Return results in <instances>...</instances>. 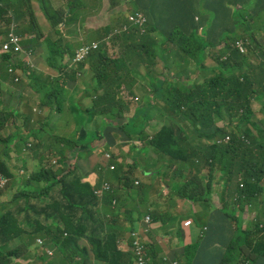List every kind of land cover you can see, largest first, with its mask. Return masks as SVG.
<instances>
[{
  "label": "trees",
  "instance_id": "trees-1",
  "mask_svg": "<svg viewBox=\"0 0 264 264\" xmlns=\"http://www.w3.org/2000/svg\"><path fill=\"white\" fill-rule=\"evenodd\" d=\"M18 1H22L29 16L26 33L39 35L30 0H6L17 9ZM91 2L95 0H71L67 7L72 4V8L87 10ZM130 2L147 16L146 34L141 35L133 27L123 35L119 39L124 48L120 58H111L103 47L89 57L86 64L91 74L86 76L80 93L89 100L84 111L79 95L69 103L74 87L66 98L62 97V91L78 75L75 70L71 76L64 63L67 56H74L73 49L63 46L61 40L50 46L48 64L65 71V76L53 78L49 87L44 86L48 91L42 107L52 109L62 119L68 104L71 110L67 121L64 117L62 122L75 123L78 134L45 135L42 129L32 130L29 137L34 141V156L45 144L57 165H46L42 156L41 166L27 180L11 182L9 200L3 194L10 181L0 192V264H13L16 259L39 260V264H137L144 254L147 264H166L163 249L150 243L153 237L148 233L153 223H159L165 234L176 230V198L202 202L210 210L211 214L200 216V221L207 218L209 224L214 220L212 232L219 238L215 246L222 251L218 264H264V120L260 125L253 118V104L261 98L264 102V51L252 61V47L258 45L259 39L256 25L247 15L257 14L259 7L264 10V0H260L258 8L255 0ZM0 4L8 7L5 0ZM122 5L123 0H111L110 12ZM44 10L55 33H60V24L74 19L66 16L67 10L53 11L45 5ZM23 11L22 8L20 14ZM123 13L112 14V18L125 24ZM109 26L106 31L111 29ZM261 30L264 31V20ZM242 35L249 38L247 54L232 47ZM220 44L225 47L218 51ZM164 45L173 46L172 51L162 49ZM159 49L168 75L151 79ZM209 56L217 67L213 75L197 83L199 79L190 77L191 67L195 74L205 72L204 61ZM142 64L148 67L145 78L153 83L152 96L137 83L142 79ZM83 69L84 64L79 70ZM137 88L143 91L145 101L136 108L135 115L127 117L130 103L124 100L123 91L134 95ZM150 119L162 121L153 136L145 133ZM218 119L229 120L217 126ZM92 123L96 128L91 131L88 125ZM85 129L89 139L86 142ZM226 134L230 136L227 143L215 141ZM98 140H105L108 149L119 143L129 145L133 164H124L111 152L100 155L93 146ZM138 141L143 147L134 145ZM144 167L158 171L153 177L155 183L136 185L135 170L140 169L148 177ZM91 173L97 176L96 185L86 179ZM216 180L224 186L221 208L210 205ZM31 184L38 189L31 188ZM164 186L167 195L162 193ZM175 190L179 196L173 198ZM168 198L170 208L160 210L156 201L166 203ZM151 207L158 210L152 213L146 233L136 240L132 231ZM247 213L255 214V218L246 227Z\"/></svg>",
  "mask_w": 264,
  "mask_h": 264
},
{
  "label": "crops",
  "instance_id": "crops-1",
  "mask_svg": "<svg viewBox=\"0 0 264 264\" xmlns=\"http://www.w3.org/2000/svg\"><path fill=\"white\" fill-rule=\"evenodd\" d=\"M62 1L63 0H49L47 4L55 8V5L62 3ZM255 1L256 8H258L260 0ZM95 2L99 3L98 11L93 9L87 11L85 16L81 18L82 22H79L78 24L80 29H84L85 27L88 29L95 28L94 26L90 27L88 25L97 22L99 18H101L103 22H108L110 19L112 20V14H118L128 8L125 4L116 8L115 11L110 12L108 0H95ZM30 3L32 6L36 5L37 7H40L41 5L40 0H30ZM5 4L8 7L4 6L3 9L0 10V48L1 44L7 40L8 35L12 31L10 28L12 25H15L19 28V31L18 29H14L13 33L20 35L24 40L22 44L23 52L21 54L10 55L0 52V131L3 129L2 133L5 134L6 137L8 135H12L14 138V136H19L21 134L20 136L23 138V141L27 143L29 141L32 142L33 140L32 137H29L33 129H42V134H48L44 127L49 125L51 129H54V131L57 130L58 119H60V117L56 114V112L51 110L49 117L53 112L54 115L52 119L46 123L42 121V117H44L48 112L47 109H50L42 107V102L46 92L48 91L44 90L43 88L44 86L49 87L48 84L51 79L59 77L58 69L50 66L48 64L47 58L50 53V46L56 43L58 40H62L63 46L70 45L71 48L74 42L72 43L73 38L70 36V33H62L61 30L60 33H55V29H51L47 18L44 16L45 13L43 14L41 9L40 13H35L37 23H40L43 26L42 29L40 28L39 35L35 33H26V31L29 29V16L27 14H23L21 16L14 15L12 12L14 8L12 3H7L5 0ZM90 6H92V2L90 3ZM19 8L21 9L22 7ZM19 8L17 10H20ZM197 8L200 9L199 3ZM39 15H42L43 18H41ZM251 15L260 20H264V10L261 7L258 8L257 14ZM262 20L256 25L255 29L259 43L255 47H252L253 51L251 52V55L253 62L256 61L255 55H258L264 51L260 46V40H264V31L261 30ZM69 23L71 22H67L62 25H68ZM99 26L101 27L103 24ZM56 34H60V36H57ZM216 41H219L218 37L216 38ZM56 47L58 46L56 45ZM224 47V44H220L217 49L219 51ZM59 49L62 48L59 47ZM66 58L67 59L65 62L68 60V57ZM10 66L14 67L16 70L15 73L9 72ZM215 67L216 64L208 59L206 62L207 72L201 74V71H198V73L195 74L194 67H191L193 73L190 74V77L195 80L199 79L197 83L202 82L213 75L212 71L215 69ZM88 103V99L81 103L82 111L85 110V108L88 106ZM70 110L71 109L67 104L63 111L70 112ZM13 113H18L20 117L24 114H29L32 115V118L29 123L23 119L17 122H12V120L7 122L6 115ZM259 114L261 117H264V112H260ZM68 119H71V117ZM228 120L229 119H218L216 124L217 126H220ZM70 125L76 127L75 123L71 121L68 122L67 126ZM95 128L96 125L94 123L88 125V129L91 131ZM50 132H53V130ZM17 141V139H14L15 144H17ZM86 141L87 140H84V142ZM104 144L105 140H98L95 142V144H93V146L105 147ZM126 147L127 145H124L123 149L125 150ZM33 160L39 164L42 162L41 157L39 158L37 153L35 156L33 155ZM86 179L93 184L96 183L97 176L95 173H91ZM176 203V212L179 215V218L177 219L176 230L165 234L162 230H160L161 228L158 226L159 223H153V229L148 233L150 237L157 238L161 242L166 240L170 241L169 246L162 250L164 257L166 258V264H177L178 260H183V262H188L189 264H218L219 260L221 259L222 251L220 247L215 246V243L219 238L216 237L212 232L215 228L214 220H212L209 224H207V218L202 222L200 221V216H204L203 213L207 209L205 204L201 202V208L197 202L193 203L192 201H187L180 198H176ZM215 206L216 208L222 207L221 204ZM192 214H199L198 222L194 220V218L191 216ZM188 220H192L194 223L191 227L184 228L183 224ZM148 226L149 225H146L143 219L142 222L135 226V229H140L144 235ZM205 227H207L208 230L204 234ZM204 235H207V240H203ZM56 256L57 253L55 258ZM13 262V264L40 263L39 260L26 261L22 259H16Z\"/></svg>",
  "mask_w": 264,
  "mask_h": 264
},
{
  "label": "rangeland",
  "instance_id": "rangeland-1",
  "mask_svg": "<svg viewBox=\"0 0 264 264\" xmlns=\"http://www.w3.org/2000/svg\"><path fill=\"white\" fill-rule=\"evenodd\" d=\"M48 1L49 0H40V2H41L40 7L41 8L37 7L36 5H33L34 11H35V13L38 14L42 10L43 14H44V11H45L44 5H45L47 9L53 10V11H58L59 9H62L63 11L67 10L66 16L70 15V16L74 17L73 21L71 23H69L68 25H61L60 24L61 26L59 25V27H58V29H60L62 33H65V32L70 33V36L73 38L72 43L74 42L72 44V48H73L74 53L76 51L75 50L76 48L81 47L85 42H87V37H88L89 41H98L101 36H107V35L108 36H118L119 35V32L117 30H115L113 27H110L111 29L109 31H106L105 27L107 26V24L109 23L110 20L108 22L107 21L103 22L101 18H99V20H97V22H95L91 25H88L90 27L94 26L95 28H89L88 29L85 27L84 29L83 28L80 29V27L78 25L79 24V18L81 20V18L85 16V13L87 11H90L91 9L98 11V6H99L98 2H93L92 6H89V8L87 10L83 9L80 11L76 8H72L71 7L72 4L68 5V7H67L68 2L71 0H63L62 3L55 5L56 6L55 8L53 6L47 4ZM108 1H109V3L111 2V0H108ZM115 1H117V0H115ZM17 4L20 5L19 7L23 8V10H24L23 12L25 14L26 8L23 6L22 1H18ZM130 6L131 7L126 9L122 15V17H124V19H125V14L133 13V10L137 9V6L135 4H132L131 2H130ZM22 8L21 9L19 8V9L22 11ZM69 8L71 9V11ZM15 9H17V8L16 7L13 8V10H15ZM202 10H205V9H202ZM12 12L14 13V15H19V16L23 15V14H20L19 10L15 11V12L12 11ZM247 15H248V18L252 21V23L254 25H257L261 22L260 19L252 16L251 13H250V16H249V14H247ZM39 16L41 18H43L42 15H39ZM44 16L46 17L45 14H44ZM245 21L247 23V18H245ZM112 23L115 26H119V24H120L118 19H115V18H114V21ZM28 24L30 26L29 21H28ZM101 24H103V26L100 27L99 25H101ZM38 25L40 26L41 29L43 28L42 24L39 23ZM10 28L12 30L10 32V34L13 33L14 29L19 30V28L16 27L15 25H12ZM56 35L60 36V34H56ZM242 36H243V39L245 38L248 41V46H250L249 38L246 35H242ZM62 44H63V42H62ZM113 45H114V47L112 46L111 48L107 49L109 55L114 56V55H116V53L118 51V56H119L120 53L122 52L121 50L123 49V47L121 45V41L117 38L114 41ZM260 46L264 50V40L263 39L260 40ZM162 49H164L170 53L173 49V46L164 45V46H162ZM217 57H219V56H217ZM208 59L212 62V58L209 56L208 58L206 57L204 63H206ZM84 64H85L84 69L79 70V68H78L77 69L78 75L74 76L73 79L68 83V85L64 89V91H62V97L66 98L67 93H69V91L74 87L73 91H72L73 95L70 97L69 103L74 102L75 96H78V95L81 96L80 93L83 90V87L85 85L86 76L88 74L89 75L91 74V70H90L88 64H86V61ZM152 67L151 68H152L153 73H151V74H153V75H152L151 79L158 77V76L163 77L165 75H168V70L164 68V61L162 60V54H161L160 49L158 50V54L155 58V65ZM140 69H141L142 79L139 78L137 83L140 84V87L143 88L147 92L148 95L150 94V96H152V92L150 91V87L152 86L153 83L151 82L150 79L145 78V74L148 71V67L146 65L142 64V67ZM73 71H75V70L69 71L71 76H72ZM156 71H158L162 74H158ZM58 75H59V77L65 76V71L58 69ZM77 85H78V87L75 88V86H77ZM122 95H123L124 99L129 101V103H130V112H129V114H127V117H131L135 113L136 108L143 101H145L143 91L140 88H137V89H134V95H131L127 91L124 90ZM139 99H140V102L138 103L137 100H139ZM261 99H258L253 104V109H254L255 114H256L253 116V118L256 121V123H258L260 125H262L263 120H264V117H261L259 114L260 112L264 111V102H261ZM83 101H86V99L82 100V103H83ZM51 110L52 109H47L48 112L46 113V115L44 117H42L43 118L42 121L44 123H46L52 119V117L54 115V113H53L54 111L52 110L53 111L52 115L49 117V115L51 114ZM62 112H63L62 113V119L64 117H65V119H67L69 113L66 111H62ZM153 114H156V113H153ZM48 117H49V119H48ZM31 118H32V115H29V114H24L21 117L19 116L18 113L6 115L7 122H9L10 120H12V122H17V121H21L22 119L25 121H26V119H28L30 121ZM62 119H58L57 130L53 131V134L59 135V136L60 135H62V136L73 135V136L77 137L78 129L73 125L67 126L65 124V122H62ZM161 125H162V121H160L158 119H150L149 123L146 125L145 133L147 135L153 136L157 132V130L161 127ZM251 128H252V130H254V132H256L253 127H251ZM44 129L47 131L48 134L51 133L50 131L52 129L49 125L47 127L45 126ZM2 130L0 131V171L9 180L12 179V180H10V185L7 187V189L4 191V194H3L5 200H9L12 197L10 194V191L13 189L11 182H14L15 180H22V181L27 180L30 177L31 173L35 172L41 166V164H39L38 162L33 160L34 151H32V148H31V143L32 144L34 143L33 140H32V142L29 141L26 143L23 141V138L20 136L21 134L19 136L18 135L14 136V138L12 135H8L6 137L5 134L2 133ZM45 135H47V134H45ZM14 139L18 140L17 144L14 143ZM87 139H88V136H87ZM120 139L121 138L119 135L118 136L119 142L121 141ZM120 145H121V143H119V145L114 147L113 149H109V151H103V152L99 151V150H97V151H99L100 155H103V154L105 155L106 153L111 152L115 155V158H122L123 163L126 164V161L128 160L129 156L131 155L130 146L128 145L126 147V149L124 150L123 146H120ZM134 145L136 147L141 148V147H143L144 144L142 142L138 141V142H134ZM40 151H42V152H40ZM37 154L39 155V158L41 157V159H42V156H44L45 163L48 166H52L53 165L52 161L54 159H56L54 157H49L50 153L46 150L45 144H42L41 149L39 147ZM96 163H100V162H96ZM130 164H132V162H130ZM4 165L6 166V168L4 167ZM91 165H92V163H91ZM144 168H145L144 171H147L148 174H150L152 177H155V175L158 174L157 170H152V169L147 168V167H144ZM135 171H136L135 172V179L140 181V183L145 182L146 180L142 177L141 170L137 169ZM11 174L14 175L13 178H10ZM217 176H219V174ZM30 187L33 189H36V190L38 189L37 187H35L32 184L30 185ZM15 189H16V187H15ZM223 189H224L223 184L220 183L218 180H216V182L213 185V200H212V202H210V205L212 206V208L216 207L215 205H220V204H221V206H223V195H222ZM161 190L163 191V187L161 188ZM177 196H179V195H178V192L175 190V192L173 193V198H175ZM214 202H215V205H214ZM170 205H171V199L170 198H168L166 200V203H164V201L162 202V200L159 199V209L160 210L169 209ZM198 205L202 208L201 203H198ZM247 211H248V208L244 212L246 213ZM199 214H201V213H199ZM199 214H197V215L192 214L191 216L194 218V220H196L198 222ZM209 214H210L209 209H206L203 213L204 216H208ZM254 218H255V214H252V216H251L249 213H247L245 220H249V222L246 221L247 224L245 223V226L247 227V225L251 221H253ZM169 242H170L169 240L161 242L157 238H152L150 240V243H156L162 249L167 248L169 246ZM180 262H182V261L178 260L177 264H182Z\"/></svg>",
  "mask_w": 264,
  "mask_h": 264
},
{
  "label": "clouds",
  "instance_id": "clouds-1",
  "mask_svg": "<svg viewBox=\"0 0 264 264\" xmlns=\"http://www.w3.org/2000/svg\"><path fill=\"white\" fill-rule=\"evenodd\" d=\"M124 2H125V4H126V6L128 7V8H130L131 6H130V0H123ZM1 7H3L1 4H0V8ZM127 8V9H128ZM126 10V9H125ZM124 10V11H125ZM136 14H142L144 17H145V19H146V22L145 23H140V22H136V21H132L131 19H130V17L131 16H135ZM117 18V17H116ZM115 18V19H116ZM125 18H126V20H125V24L124 23H120L119 24V26H115L113 23H112V21H114V19L112 18V20L110 19V21H109V23L107 24V25H110L109 27H111V26H114L115 27V30H117L118 32H119V35L118 36H106L101 42H98V41H89V39H88V37H87V42H85L81 47H83L84 45H93L94 43H97V44H99V48L97 49V50H95V51H93L83 62H81V63H75L74 62V58H75V55H76V52L81 48V47H79V48H77V49H75L76 51H75V53H74V56L72 57V58H70V57H68V60L65 62L67 65H68V68H69V70H77L78 68H80V66L82 65V64H84L85 63V61L86 62H88V60H89V57L93 54V53H95V52H97L98 50H100L102 47L107 51V53H108V50L107 49H109V48H111L112 46L114 47V45H113V43H114V41L118 38V39H120L123 35H125V34H129L130 33V31L133 29V27L134 28H137L138 29V32L141 34V35H143V34H146V29H147V25H148V19H147V16L142 12V11H137V10H133V13H127L126 15H125ZM245 18H246V16H245ZM112 23V24H111ZM145 29V30H144ZM13 35H16V36H18L20 39H21V42H20V45H21V51H19V52H7L6 54H10V55H19V54H21L22 52H23V46H22V44H23V37H21L20 35H18V34H16V33H12ZM9 35H11V34H9ZM9 35H8V38H7V40L5 41V42H7L8 40H9ZM5 42H3L2 44H1V46L5 43ZM62 44V43H61ZM240 46L241 47H243L244 49H245V52H241V49H240ZM60 47H62L63 48V46H60ZM232 47L234 48V49H236L237 51H239L241 54H247L248 52H249V48H248V41L244 38L243 39V36H241L239 39H237L233 44H232ZM0 52L1 53H4L3 51H2V48H0ZM123 50H124V48L121 50L122 52L120 53V55L118 56V51H117V53H116V55H114V56H112V55H109V53H108V55L112 58V57H121L122 56V53H123ZM212 62L213 63H215L216 64V67H217V63H216V61L215 60H213L212 59ZM84 66H85V64H84ZM204 66H205V68H206V63H204ZM215 67V68H216ZM9 72H11V73H15L16 72V70L14 69V67H12V66H10L9 67ZM205 72H207V71H205ZM201 74H202V72H200ZM204 73V72H203ZM83 90H84V87H83ZM124 98V97H123ZM84 99H88V98H86L83 94H81V96H80V98H79V103H80V105H81V103H82V100H84ZM125 100V99H124ZM125 101H127V100H125ZM128 103H129V101H127ZM140 102V99L138 100V103ZM139 107V106H138ZM135 112H136V110H135ZM134 115H135V113H134ZM95 119H97V120H101V121H104V120H107V119H100V118H98V117H96ZM223 125H225V122L222 124V125H220V126H223ZM87 132H86V129H85V138H86V140H87ZM230 140V136H229V134H226V136H224V137H218V138H216L215 139V141L217 142V143H219V144H222V143H227L228 141ZM88 141H89V139H88ZM128 146V145H127ZM124 147V146H123ZM31 148H32V145H31ZM102 149H104V150H109L107 147H102V146H99V147H96V150H99V151H102ZM112 149V148H111ZM131 151V150H130ZM103 152V151H102ZM132 153V152H131ZM107 156H109V155H107ZM133 156H134V154H133ZM121 160H123L122 158H120ZM132 161V156L130 155L129 156V158H128V160L126 161V165H129V166H131L132 164H130V162ZM42 163V162H41ZM40 163V164H41ZM44 163H45V161H44ZM52 164H54V165H57V161H53L52 162ZM94 165H95V163H94ZM93 165V166H94ZM136 172V171H135ZM0 174L2 175V176H4L7 180H8V183H9V179L0 171ZM147 174V176L148 177H146V176H144L142 173H141V175H142V177L146 180L145 182H142V183H140V181H136V185H139V184H143V183H149V182H153V183H155V180L153 179V177L150 175V174H148V173H146ZM8 183H7V185H8ZM91 183V182H90ZM92 184V183H91ZM7 185L0 191V192H2L3 190H5L6 189V187H7ZM92 185H96V183H93ZM108 189V185H106L105 186V190H107ZM163 193H164V195H167V193H168V189L164 186V189H163ZM102 194V192H100V195ZM180 199H182V198H180ZM184 200V199H183ZM100 201H102V199H100ZM188 201V200H187ZM156 202H158L159 203V199L156 201ZM156 210H158L156 207H151V212L150 213H148V214H143V216H144V222H145V224L146 225H150L151 223H152V219H151V216H152V213L153 212H155ZM147 218H150V220L149 221H147ZM188 221H191L192 222V224H191V226L193 225V221L192 220H188ZM187 222V221H186ZM191 226H189V227H191ZM183 227L184 228H189V227H186L185 226V223L183 224ZM207 227H205L204 228V234L207 232ZM133 232V234L134 233H136V234H139V235H143L142 234V232H141V230L140 229H135L134 228V230L132 231Z\"/></svg>",
  "mask_w": 264,
  "mask_h": 264
},
{
  "label": "built area",
  "instance_id": "built-area-1",
  "mask_svg": "<svg viewBox=\"0 0 264 264\" xmlns=\"http://www.w3.org/2000/svg\"><path fill=\"white\" fill-rule=\"evenodd\" d=\"M130 19L132 21L145 23L146 19L142 14H136L135 16H131ZM21 39L16 35H9V40L5 42L1 48L4 53L7 52H19L21 51V45H20ZM99 48V44L94 43L93 45H84L81 47L75 55L74 62L75 63H81L83 62L93 51L97 50ZM241 52H245V49L240 46ZM8 180L0 174V191L7 185ZM150 218H147V221H149ZM192 222L187 221L185 222V226L189 227L191 226ZM133 236L136 240L139 239V234L134 233ZM38 243L40 241L38 240ZM137 264H147V261L145 259V254L142 256V258L139 259Z\"/></svg>",
  "mask_w": 264,
  "mask_h": 264
}]
</instances>
